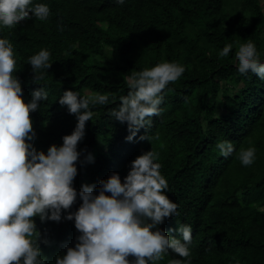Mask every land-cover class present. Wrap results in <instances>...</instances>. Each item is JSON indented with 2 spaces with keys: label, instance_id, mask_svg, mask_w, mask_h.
<instances>
[{
  "label": "trees",
  "instance_id": "1",
  "mask_svg": "<svg viewBox=\"0 0 264 264\" xmlns=\"http://www.w3.org/2000/svg\"><path fill=\"white\" fill-rule=\"evenodd\" d=\"M43 2L51 8L47 20L30 17L0 29L14 46L25 99L42 84L49 93L30 111L36 148L62 144L77 124L76 115L59 102L64 90L111 93L108 104L93 107L78 142L74 187L95 184L98 193L102 179L113 172L123 179L131 161L153 148L169 183L167 194L179 204L178 215L158 227L179 236L178 221L192 226L191 264H264V212L259 211L264 206V80L252 72L240 74L235 58L237 42L253 40L264 61V0ZM227 43L233 49L219 56ZM41 48L51 51L53 62L44 80L36 82L27 58ZM166 60L186 70L167 86L152 125L127 140V122L109 112L129 90L124 76ZM146 133L151 140L140 139ZM221 139L233 142L232 155L218 153ZM251 145L257 158L245 166L238 152ZM34 219L44 251L45 238H56L60 226L70 230L67 244L75 246L79 231L71 219ZM173 258L187 259L169 250L156 264Z\"/></svg>",
  "mask_w": 264,
  "mask_h": 264
},
{
  "label": "clouds",
  "instance_id": "2",
  "mask_svg": "<svg viewBox=\"0 0 264 264\" xmlns=\"http://www.w3.org/2000/svg\"><path fill=\"white\" fill-rule=\"evenodd\" d=\"M50 14V6L43 0H0V29L30 17L47 20ZM232 49L233 43H227L218 55L227 56ZM50 57L51 51L41 48L27 58L33 81L44 80L53 62ZM235 58L240 74L252 72L264 80V61L255 41L237 42ZM16 70L14 46L0 36V264H156L169 250L187 259L173 258L168 264H191L192 226L178 221L179 236H170L158 227L166 218L177 216L179 207L167 194L169 183L160 171L159 152L151 148L138 155L123 179L119 172L102 179L98 193L95 184L85 183L79 191L73 185L81 156L78 142L86 134V122L93 117L94 106L109 103L111 93L82 95L64 90L59 102L76 115L77 124L63 136L62 144L38 150L30 111L40 107L49 93L42 84L26 100ZM185 70L183 64L166 60L124 76L129 90L109 112L127 122V140L141 127L152 125L153 115L161 112L167 86ZM140 139L151 137L146 133ZM215 148L224 157L236 151L227 139L218 140ZM256 152L255 145L241 147L238 158L249 166L255 162ZM88 158L93 159L91 154ZM259 211L264 212V206ZM36 216L41 221L67 218L75 222L79 231L75 246L67 244L70 230L60 226L56 238H45L44 251Z\"/></svg>",
  "mask_w": 264,
  "mask_h": 264
},
{
  "label": "bare ground",
  "instance_id": "3",
  "mask_svg": "<svg viewBox=\"0 0 264 264\" xmlns=\"http://www.w3.org/2000/svg\"><path fill=\"white\" fill-rule=\"evenodd\" d=\"M75 238H76V237H75ZM75 238H74V239H75Z\"/></svg>",
  "mask_w": 264,
  "mask_h": 264
}]
</instances>
